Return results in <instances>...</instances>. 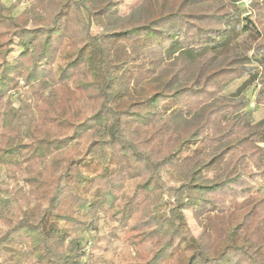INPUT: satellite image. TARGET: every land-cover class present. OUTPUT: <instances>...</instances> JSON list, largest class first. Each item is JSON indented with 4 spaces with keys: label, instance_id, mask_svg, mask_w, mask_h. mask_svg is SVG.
I'll list each match as a JSON object with an SVG mask.
<instances>
[{
    "label": "trees",
    "instance_id": "1",
    "mask_svg": "<svg viewBox=\"0 0 264 264\" xmlns=\"http://www.w3.org/2000/svg\"><path fill=\"white\" fill-rule=\"evenodd\" d=\"M28 1L0 0V167L27 186L0 264H115L88 249L100 212L119 264H264V118L221 92L253 30L264 104V0Z\"/></svg>",
    "mask_w": 264,
    "mask_h": 264
},
{
    "label": "rangeland",
    "instance_id": "2",
    "mask_svg": "<svg viewBox=\"0 0 264 264\" xmlns=\"http://www.w3.org/2000/svg\"><path fill=\"white\" fill-rule=\"evenodd\" d=\"M6 6H13V14H19L23 9L27 8L28 0H2ZM140 0H118L120 13H127L131 7L138 4ZM249 0H237V4L247 14ZM253 30L242 31L233 40L232 46L242 55L249 57V65L252 67L253 74H244L243 76L231 81L227 86L222 89V93H234L239 87L244 85V92L247 96V107L252 109L254 121L264 118V104L256 103L255 97L261 87L257 83V58L258 54L253 53ZM14 96V95H13ZM14 105L17 106L18 102L13 98ZM27 186L22 180L15 179L13 172L4 167H0V202L5 204L8 208L14 210L20 205H23V196H26ZM185 217L187 225L193 235H197L200 231L199 226L196 224L189 210H185ZM97 221L96 228L89 232L88 245L92 252L95 254L103 253L108 258L112 259L115 264L124 261L129 255V250L124 245L122 239V232L115 230L108 218L102 217Z\"/></svg>",
    "mask_w": 264,
    "mask_h": 264
}]
</instances>
